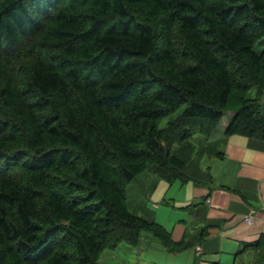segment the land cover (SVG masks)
I'll list each match as a JSON object with an SVG mask.
<instances>
[{
  "label": "trees",
  "instance_id": "1",
  "mask_svg": "<svg viewBox=\"0 0 264 264\" xmlns=\"http://www.w3.org/2000/svg\"><path fill=\"white\" fill-rule=\"evenodd\" d=\"M263 35L264 0H0V264H100L141 231L186 248L127 183L204 181L190 137L227 111L264 139ZM244 250L264 264V233Z\"/></svg>",
  "mask_w": 264,
  "mask_h": 264
},
{
  "label": "crops",
  "instance_id": "2",
  "mask_svg": "<svg viewBox=\"0 0 264 264\" xmlns=\"http://www.w3.org/2000/svg\"><path fill=\"white\" fill-rule=\"evenodd\" d=\"M258 101L264 102V91ZM231 114L227 111L209 136L220 146L213 148L207 163L198 161L206 172L204 181H177L168 190L170 183L148 173L143 182L147 199L154 205H150L154 211L149 209L147 216L159 220L173 241L186 235L189 245L183 249L190 248L188 264H206L209 260L231 264L244 252L251 259L250 250L235 252L264 233V139L224 134ZM137 203L142 207V202ZM143 205L146 207L147 202ZM165 206L176 210L173 218L166 214ZM249 211L251 219L246 222L243 216ZM152 238L146 236V246Z\"/></svg>",
  "mask_w": 264,
  "mask_h": 264
},
{
  "label": "rangeland",
  "instance_id": "3",
  "mask_svg": "<svg viewBox=\"0 0 264 264\" xmlns=\"http://www.w3.org/2000/svg\"><path fill=\"white\" fill-rule=\"evenodd\" d=\"M264 47V35L257 38L252 43V50L254 52H259ZM254 89L250 88L248 91V94H253ZM260 96V95H259ZM183 105L176 108L173 112L170 114L164 116L161 118L159 124L163 125L165 121L172 116H175L178 114ZM226 113V112H225ZM224 113V114H225ZM224 114H222L218 119L217 123L220 121V119H223ZM216 123V124H217ZM214 130V128L212 129ZM210 136V134H209ZM207 137V139H202V136L194 133L192 134L191 142L194 145V150L191 156V159L193 162L200 161V163H207V161L210 160L211 156L210 154H213L215 151H213V148L216 146H220L218 143H213V140L210 139V137ZM205 160V161H204ZM149 172L143 170L137 173L132 179L129 180L126 186V205L127 208L136 214L145 215L147 216V211L149 209L154 211V208H152L150 205L154 206L151 201L147 199L148 192L145 191V183H143L146 180V175ZM177 180H174L170 182V187L168 190H170L174 185H177ZM137 201L142 202V207H140L137 203ZM147 202V206L145 207L143 203ZM167 209L166 214L173 218L175 216L176 210H174L171 207L165 206ZM155 217V215H154ZM160 219V217H157ZM157 219V220H158ZM159 222V220H158ZM149 232L147 231H141L139 240L137 244L130 245L123 240L117 242V244L113 248H101L98 252L96 261L100 264H188V257L190 256V248L184 250H178V251H171L169 253L167 248H165L161 242L156 239L152 238L153 240L149 242V245H145V239L146 236H149ZM186 235L183 236L184 241L186 240ZM148 240V239H147ZM175 252V253H174ZM248 252L242 253L241 257H236L231 264H247L250 257L248 256Z\"/></svg>",
  "mask_w": 264,
  "mask_h": 264
},
{
  "label": "built area",
  "instance_id": "4",
  "mask_svg": "<svg viewBox=\"0 0 264 264\" xmlns=\"http://www.w3.org/2000/svg\"><path fill=\"white\" fill-rule=\"evenodd\" d=\"M243 219H244L246 222L250 221V219H251L250 211H249L248 213L244 214Z\"/></svg>",
  "mask_w": 264,
  "mask_h": 264
}]
</instances>
